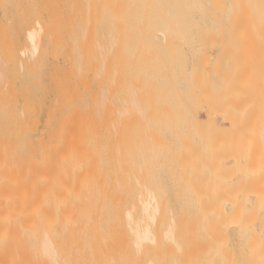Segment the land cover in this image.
Here are the masks:
<instances>
[{"label": "rangeland", "instance_id": "1", "mask_svg": "<svg viewBox=\"0 0 264 264\" xmlns=\"http://www.w3.org/2000/svg\"><path fill=\"white\" fill-rule=\"evenodd\" d=\"M16 1H18V3L16 2L17 4L15 3V5L18 7V8H16L17 10H15V9L10 10L9 9L11 11L12 17L16 18V21L17 20L19 21L22 18V15L24 13H28L29 12L28 10H31L30 13H28V22L27 23L29 24L30 22L33 21L31 24H29V26L27 23H25V25L23 26V23H24L23 20H20L21 22L19 21L21 24L20 23L18 24L17 23L18 21L16 22L17 25L15 24V28H14V39H15V44H16L18 51L20 49H23V46H22L23 44H21V42L24 38V33H22V32H23V30H25L24 28H26V26L30 29H33V26H35L34 24L37 25V23L40 22L41 20H42V23H44V22L47 23L48 21L50 22V23L48 22L47 25H46V23H44L45 29L47 30V32L45 31V33H43L44 35L42 34L44 36V38H42L43 36L41 37L42 39L40 38L39 44L41 46H40V48L38 47V50L34 54V56L32 54H30V49L27 50L28 57L31 56V57H29V69L30 70L28 71V77H27L28 78V85H29V88H28L29 103H31L29 105H30V109H32L31 112L33 111V113H35L36 115L39 112L42 113V118H41L39 125L37 127V132H36V134H32L33 137L31 139H32V142H33L35 148H38V149L43 148V150L45 148V151H46L45 155L49 154L48 156H50L53 154L56 157L55 154H57V151L59 150L58 153L62 152L61 153L62 156H65L63 154H66V156H65L66 161L67 160H69V161L67 164V162L64 161L65 158L62 157L63 158V160H62L60 158L61 154H59V156L57 154V156L59 157L60 160L56 158L55 161L58 162V161L62 160L61 163L60 162L58 163L59 165L54 161V159H53V162L55 164L53 162H51L54 165L53 164L50 165V163L48 162L47 159H49L51 161H52V159L47 158V156H45L44 159H42V160H40L39 158L36 157L35 159H32V161H30V163L29 162H20L17 164L14 163L12 165L13 166H15V164L18 165V166L14 167V168L18 167V168H16L18 171L19 167H21L20 165L22 164V168L19 170V172L22 171V169H25V170H23L22 174L21 173L19 174L22 177L20 176L21 178L17 181L19 183H20V180L25 181L27 186L24 182H21V183H24L22 185L23 186L25 185V187L28 189L27 191L25 189V191L30 192V194L28 193L29 197L34 195V197H35L34 199L37 201L38 200L40 201V203L37 206V203L39 201L37 202L34 200L32 202L33 198L32 199L30 198L31 204H33L34 207H39V205L43 206L45 204L44 206H46L49 203L50 209L48 208V206H46L45 211H44L45 215H47V219L44 217L45 219L43 218V220H44L43 222L45 223V222H48V220H49L51 223L50 222H49L50 224L45 223V226H46L45 229H44V223H43V226L42 225L41 226L45 230V233L47 232L48 235L45 234L46 236H48L47 238H49V235H50V238L52 239L50 242L53 244L52 246L54 247V250H56L55 247H56V245H58L57 246L58 250H56V251H58L57 253H59V254H56V253L55 254L59 255V256L62 255L59 258H61V259L63 258V260H61V261L58 260L59 263H61V264L62 263L63 264L64 263L65 264H67V263L68 264H146L149 258H151V260H153L152 262L156 261L154 264H179V263L180 264H185V263L189 264L190 262L193 263L194 260H195V263H197V264H205V263L208 264L209 262H210V264L212 262H213L212 264H214V261H219V263H220V261L224 257V255H222L224 253H221L223 249L220 248V246L222 247L223 244L218 245L219 250L221 249V252H220L219 250L217 251L218 247L216 248L217 245H215L214 243L213 244H214L215 250L213 249L212 245H211L212 248H210V246H207V245H209V243H212V242H209L210 239H207V238L205 239V235L208 232H210V234L213 233L212 231H207V230L212 229V227H213L212 225H214V224H211L212 227L210 226V228L209 227H208V229L206 228L208 226V221H206V220H208V218H207L208 211L207 210L217 211L220 207L221 208L222 207L223 208L230 207V205H231L230 197L239 191L246 192L247 194H252V193L257 192L256 194H259L261 197L264 198V0H101V1L97 0L96 3L94 2V3L90 4L89 7L87 6L85 0L84 1L83 0H77V1L76 0H70V1L69 0H61V1L60 0L59 1L58 0H42V3L45 5L44 6L42 4L43 7L41 5V0H39V1L34 0L35 2L33 0H29L30 3L27 2V0H23L22 3L20 2L21 0H16ZM31 1L33 2L34 5L31 3ZM19 3H21L23 5H20ZM25 4H27V5L30 4L33 8L32 7L30 8V5H29L28 8H30V9H27V11H26L24 9ZM98 4H99V7H98ZM19 6H21V8ZM22 6H23V8H22ZM48 6L49 7L51 6V7L49 8ZM54 6L57 8L55 9ZM83 7H85L86 9ZM19 8L21 10L23 9V11L18 10ZM42 8H43V10H42L43 13L41 12ZM67 8H69V10ZM47 9H48V11H47ZM24 10L26 12H24ZM36 10L37 11L39 10V11L36 12ZM91 10H92V12H91ZM15 11L17 13H15ZM86 11H88V12H86ZM99 11H100V13H99ZM89 12L92 14H90ZM18 13H20V14H18ZM21 13H23V14H21ZM72 13H73V15H72ZM87 13H88V16L90 14L89 18H88V16H86L87 18L85 17V15H87ZM93 13L95 15H93ZM39 15L41 17L40 21L38 20V19H40ZM43 15H44V17H42ZM91 15H93V17ZM97 15L101 16V17L98 18ZM75 16H77V17H75ZM84 17H85V19L89 20V25H91V26L88 25L86 33L84 35L87 40L84 38L83 39L84 41L80 42V44H79L80 46L78 45L77 51H74L72 44L69 41L72 40L73 35H75L76 33L79 34L78 31H79V29H81L80 28L81 24H84V22H85ZM17 18H19V19H17ZM91 18H92V20H91ZM46 19L47 20L49 19V20L47 21ZM37 20H38V22H36ZM90 20L92 21V24L94 23L93 25L91 24ZM102 21H105L106 24H105V22H103L104 23L103 24ZM77 25H80V27H77ZM19 27H20V29H19ZM70 27H71V29H70ZM91 27H93V28L91 29ZM36 28L34 27V29H36ZM55 28L57 29V31ZM72 28L76 29V30L73 31ZM69 30H70V32L67 33ZM72 33H75V34H72ZM90 33L92 36H90ZM70 34H72V35H70ZM86 34H88V35H86ZM17 35H18V37H15ZM93 35H94V37H93ZM108 35H110V36H108ZM52 36H53V40H52ZM104 36H106V38ZM89 37L92 40L93 39L94 40L93 41L91 39L88 40ZM107 37L108 38L111 37V40L115 41L114 45L112 47V52L110 53L109 60H108V61H110V62H108V64H109V67H111V75H114V76H111V75L105 76L103 74L101 75L99 72L97 73V71H95V70L98 69V68H96L98 65H95V64H98V63L93 64L94 61H96L95 58L93 57L95 55L93 52H95V53L97 52V49H96L97 43H99V42L102 43L105 39H106V41L109 40L110 38L108 39ZM112 37H114V38H112ZM47 38L49 39V42H47L48 41ZM46 39H47V41H46ZM42 40L45 42H43ZM53 41H55V43H53ZM88 41H90V42H88ZM46 42H47V44H46ZM81 43H83V44H81ZM85 44L87 46H84ZM83 46H84V49L82 48ZM44 47H45L46 51L44 50ZM89 47H90V49H89ZM29 48H30V46H29ZM60 49H61V51H60ZM72 50L74 52H72ZM43 51L45 53H43ZM74 53H76V55ZM90 53H93V54L91 55ZM71 54H74L75 58L78 54L81 55L80 56L81 60H79L80 61V67H79L80 70L78 69V71H77V69L73 68V66L75 67V65H73L72 63H74L75 59H74L73 55L71 56ZM84 54H86L87 57ZM36 55H37V57H35ZM89 55H90V57H93V59L90 58ZM68 57L70 58V60H68L69 59ZM66 58H67V60H66ZM72 60H73V62H71ZM32 61H33V63L31 66ZM67 61H68V64H66ZM34 62H37V63H34ZM34 64H35V68L33 67ZM68 66L70 68L72 66L73 69L71 68L72 70H70V68ZM87 66H88V68H87ZM91 66H93V67L91 68ZM31 68L35 69V71L34 70L31 71L32 70ZM75 70L77 71V74H75L76 73ZM114 70H116L115 71L116 73L112 72ZM120 72H121V74H120ZM41 74H43V75H41ZM97 74H98V76H97ZM109 74H110V72H109ZM95 76H96V78H95ZM107 77H111V80H112V78L114 79V77H115L114 80L117 81V85H115L116 81H114L115 83L112 86H110V88H109L110 90H109V93L107 96H109L108 99H110L109 100L110 103L109 102H107V103H109V105L112 107V104L114 103L115 100H117V98L121 97V98L127 99L130 96V94L133 92L137 96L138 100L140 98V100H139L140 102H138V103H139V106H141L140 110H142L141 113L144 114L146 121H145V118L142 117V115L137 117L136 113L132 112V113H129L128 116L126 115V118L124 117L125 121L123 120L124 122H122L123 124H121V127L116 128V130H114L115 128L114 129L110 128V124L112 126V117H111L112 115H111V112L109 111L110 109H108V106H106V105H103L104 107L101 106V108L103 110L101 108L98 109L97 108L98 105L96 103V102H99L98 98H97L98 94L100 96L101 90L104 88V86L105 87L107 86V84H105V83H108L107 80L109 81V78L107 79ZM94 78L96 80H94ZM31 80L32 81L34 80L35 82L37 81V83L34 85L33 82L30 83ZM79 80H81V82ZM99 80H101V81H99ZM37 86L39 87L40 90L38 89ZM114 86H117L116 87L117 90H116V88H114ZM97 92H98V94H97ZM95 97H96V99H95ZM75 100H77L78 102L80 101L79 102L80 104L74 105V103L75 104L77 103V101L75 102ZM91 100H92V102H91ZM92 103H95L96 106H93L95 104H92ZM100 103H101V101H100ZM100 103H99V105H100ZM84 107H86V108H84ZM79 108L83 109V110L79 111L80 110ZM100 109L102 110L101 114H99L95 111V110L100 111ZM76 111H78V112H76ZM94 111L97 114L95 113V115H94ZM78 113H79V115L80 114H82V115L79 116ZM51 114H52V116H51ZM83 114H84V116H83ZM130 114L135 115L136 117L131 116ZM100 115H101V117H98ZM104 116H106V118ZM61 117H62V120H61L62 125H58L57 121H59V119H61ZM133 117H135V118H133ZM100 118H101V121H100ZM103 118H105V119H103ZM68 119L70 122H68ZM139 119H140L141 123H139L140 121L138 122ZM74 120H76V121H74ZM98 121H100V122H98ZM77 122H81L82 124L77 123ZM95 122L96 123L98 122V124H96ZM106 122H107V125L105 124ZM142 123H143V125H142ZM131 124H133L134 126H132ZM81 125H82V127L83 126L84 127L82 128ZM90 125H91V127H90ZM102 125H103V127H102ZM56 126L58 128H56ZM124 126H125V128H124ZM59 127H60V130H59ZM72 127L75 129H73ZM67 128H68V130H66ZM69 128H71V130ZM138 128L142 129V130H139ZM113 130H114V133H113ZM123 130H125L124 134H123ZM143 130H145V133ZM66 131H69V132H66ZM72 131H74V132H72ZM110 131H111V133H110ZM97 132H99V133H97ZM76 133H78V134H76ZM112 133H113V135H112ZM115 133H116V136H115ZM49 134H51V135H49ZM86 134H88V135H86ZM140 134H143V135H140ZM145 134H146V136H145ZM147 135H149L150 138ZM75 136H77V137L75 138ZM93 136L98 139L99 143L96 142V139L93 138ZM112 136H113V138H112ZM78 137H80V139ZM116 137H117V139H116ZM39 138H40V140H39L40 143H39V141L36 140ZM62 138L67 143L62 141ZM87 139H89V141H91V142H89ZM91 139H93V140H91ZM85 140H86V142L88 141L87 144H84V143H86V142H83ZM120 140H122V141H120ZM124 140H126V141L123 142ZM112 141L115 143H113ZM44 142H46V144ZM92 142L93 143L96 142L95 143L96 148H93ZM139 142H140V146L143 145L144 147L140 148ZM147 142H150L151 144L153 143L152 144L153 147L154 148L156 147V148L154 149L152 147V145L147 143ZM71 143H72V145H71ZM103 143L105 146L103 145ZM120 143L122 145H120ZM144 143H145V145H144ZM42 144H45V145L43 146ZM80 144H81V146H80ZM82 144L84 146H82ZM88 144L91 146H89ZM95 144H93V145H95ZM115 144H116V146H114ZM127 144L129 147L127 146ZM75 145H76V148H75ZM51 146H53V147H51ZM108 146H110V147H108ZM149 146H150L151 150L154 153H156V156L154 155L153 152H151ZM54 147H55V149H54ZM69 147H70V149H69ZM112 147L114 150L112 149ZM114 147H117L116 148L117 152H116V149ZM66 148H67V150H66ZM102 148H103V151H102ZM118 148H120L121 151ZM51 149H53V150H51ZM110 149H112V150H110ZM147 149L150 151V153ZM71 150H73V152L74 151L75 152L72 153ZM122 150L123 151L125 150V152H123ZM155 150L157 152H155ZM51 151H55L56 153L54 154V152H52L50 154ZM65 151H67L68 153ZM98 151H100L99 152L100 154L98 153ZM114 151L116 152V156H112V155H115ZM127 151H128V153H127ZM138 151H140V152H138ZM141 151H143V152H141ZM101 153H103V155ZM141 153H143V155H145V156H142ZM147 153H149L148 154L149 156L147 155ZM151 153H153V154H151ZM168 153H169V155H168ZM86 154H87V156H86ZM90 154H92L93 156ZM130 154H132V155H130ZM109 155H110V159H109ZM125 155H128V156L125 157ZM140 155L142 156L143 161L141 160V157H139ZM54 156H52V157L54 158ZM75 156L78 157L77 158L78 160L76 159ZM121 156H124V157H121ZM130 156H133V157H130ZM157 156L160 159L157 158ZM168 156H170V157H168ZM67 157H70V158H67ZM72 157H73V159H72ZM87 157H88V159H87ZM114 157H115V160H114ZM145 157H146V159H143ZM148 157L150 158V160ZM104 158H106V159H104ZM116 158H117V160H116ZM120 158H121V160H120ZM122 158L124 159V161L126 159H128V162H130V160H131L130 164L127 162V160L124 162ZM165 158L167 161H165ZM84 159H86V160H84ZM94 160H96L98 162L97 165H96V161H94ZM113 160H114V162H113ZM151 160L153 161V163L151 162ZM63 161L65 162L66 166L65 165L62 166V164H64ZM74 161H76V162H74ZM107 161H108V163H107ZM117 161H118L119 165L117 164ZM137 161H139L140 163ZM141 161L143 164L141 163ZM133 162L136 163L137 166ZM154 162L157 164H155ZM71 163H72V165H71ZM75 163H77V164H75ZM88 163H89V165H88ZM131 163H132V165H131ZM35 164H36V166H35ZM60 164H61V166H60ZM109 164H111V165L109 166ZM138 164L139 165L141 164L142 166L141 165L138 166ZM152 164H154V165H152ZM165 164H166V166H165ZM170 164L172 166H170ZM32 165H34V166H32ZM52 165H53V167L51 168ZM68 165H70L71 168L68 167ZM116 165H117V167H116ZM120 165H121V167H120ZM160 165H161V167H160ZM82 166H86L89 168L92 167V168H94L95 171L96 170H98V171L95 172L94 170H91L89 168H86L87 170H85V168L83 169ZM122 166H124V168H122ZM129 166H131V167H129ZM31 167H34V168L37 167L35 169L37 172L35 171V173L39 174V172L42 171L41 172L42 175L39 174L40 180L38 179V175H37L38 181L37 180L35 181V179L33 178L34 179L33 183H35L34 185H36V187H34L33 183L31 182L32 179H30L31 176L33 175V174L29 175ZM47 167H48V169H47ZM55 167H56V169H54ZM96 167L98 169H96ZM169 167L172 169H169ZM44 168H46V169H44ZM113 168L114 169L116 168L115 169L116 171ZM125 168H126V170H124ZM49 169H51L50 171L53 170L52 174H51V172H49ZM60 169L61 170L63 169L65 171L62 170V172H61ZM127 169H128V172H127ZM139 169H141L140 170L141 172L139 171ZM32 170H34V169L32 168ZM45 170H47V171L45 172ZM66 170H67V172H66ZM78 170L79 171L81 170L80 172L82 175H83V173H85V175H83L84 177L80 174V172ZM90 170H91V173H90ZM109 170H110V172H109ZM129 170L133 171L132 172L133 175L129 172ZM17 171L16 172H15V170L12 171V174L18 175L19 172H17ZM77 171L79 172L80 175L78 173H75ZM114 171L116 173H114ZM117 171H119V172H117ZM10 172H8V174H10ZM14 172L16 174H14ZM58 172H60L62 175H59L60 173L57 175ZM142 172H144V173L146 172L145 173L146 175H144ZM63 173H65V174L63 175ZM70 173H72V175ZM93 173H94V175L96 173L98 176L95 175L96 177H94ZM154 173L155 174L157 173L159 176L157 174L155 175ZM12 174H10L11 177H12ZM102 174H104L103 175L104 178L102 177ZM116 174L118 176H116ZM151 174H153V175H151ZM19 175H18V177H19ZM66 175H68L69 179L66 177ZM128 175L131 177H129ZM23 176L30 177L27 179L28 182H26L27 180ZM44 176L46 177V179H45L46 185H44V183H45L44 182V178H45ZM78 176H81V179H79V180L82 181V183H83L82 185H80L81 182L77 181L78 179H76ZM123 176H125V178ZM146 176H148V179L146 178ZM32 177H35V176L33 175ZM71 177H75V178L71 179ZM82 177H83V179H82ZM85 177H88V181H85L87 179ZM93 177L95 178V180H97V182L98 181H100V182H98L96 184V181H94ZM109 177L112 179H110ZM41 178H42V180H41ZM84 178H85V180H84ZM131 178L133 179V181L130 180ZM60 179H62V180H60ZM75 179H76V181H75ZM125 179L127 182L125 181ZM128 179L130 180V183L131 182L135 183V184L134 183L132 184L133 187L130 184H126V183H129ZM156 179H158V180H156ZM29 180H30L31 184L29 183ZM52 180H53V182H52ZM63 180H66L67 182L65 181V183H64ZM145 180H146V182H145ZM59 181L62 184L58 183ZM115 181H117V182H115ZM40 182L42 183V186H39V184L41 185ZM109 182H111L112 184L111 183L109 184ZM147 182L148 183L153 182V184H151V183L148 184ZM37 183H38V185H37ZM84 183H86V184H84ZM88 183L91 186L87 185ZM146 183L148 185H146ZM156 183H157V185H156ZM95 184L97 186H95ZM105 184H107V185H105ZM123 184H126V185H124L125 186L124 190H123V188L121 189ZM31 185H33V186H31ZM53 185H56V186H54V188H52ZM58 185H60V186H58ZM92 185H93V187H92ZM28 186H31V187L29 188ZM63 186H65V187H63ZM109 186H111L110 190H109ZM144 186H145V188H148L149 190H152L155 193L160 192L162 194L161 197L163 199V202H162L163 205H161V206H162L164 213H168V211H171V212L173 211L172 215L173 216L175 215V217H173V218L178 223V225L176 224L177 225L176 237H177L178 244L181 247V250L179 252L175 251V249H172V247H169V246H166V248H164V250H163V248L160 247L161 250L159 249V251H158L157 249H158V246L160 245L159 244L157 246V249L156 248L151 249V247H150V251L147 253V255L149 253H151V254H149L150 256L148 255L149 258H148V256L144 255L146 253L140 254L141 257L139 255H138L139 257L137 255H134L135 257L137 256L136 257L137 259L133 258L134 257L133 255H130V254H132L134 249L132 248L133 249L132 250L131 246H130L131 240L128 236L129 235L128 228H127L126 224H122L121 219H123V216H124L123 212L125 214V212L127 210H130L132 207H134V204L135 205L138 204L137 200H136L137 199L136 195H138V193H140V191L144 190V188H143ZM59 187H61V190L56 189ZM84 187H86L87 189ZM31 188L32 189L34 188L33 190L35 192ZM44 188H45V191L47 193H44L45 191L44 192L42 191V190H44ZM76 188H78V189H76ZM117 188L119 189V191ZM165 188H166V190H165ZM50 189L53 192H49ZM53 189H55V190H53ZM62 189L64 191L66 190L65 191L66 193ZM105 189L107 191H105ZM130 189L132 192L131 196L129 195V192H128V190L130 191ZM76 190H77V192H76ZM78 190H79V192H78ZM81 190H83L85 192L88 190L86 193L87 195L80 192ZM164 190L167 192H165ZM122 191L124 192V194H126L125 196L122 195L123 194ZM40 192H43V193H41V195L37 196V194H40ZM107 192H108V194H107ZM57 193H59L61 196H59V194H57ZM102 193H103V195H102ZM35 194H36V196H35ZM43 194L46 196H44ZM51 194L53 196L55 194H57V195H55L53 197V196H51ZM70 194L72 197L70 196ZM78 194H81V195L79 196ZM83 194H84V196L86 195V198H83L84 197ZM90 194H91V197H89ZM65 195H67V196H65ZM99 195H100V198L98 197ZM107 195L111 198L112 201L110 200V198ZM252 195H254V194H252ZM42 196H44L45 199L47 197H50V196L51 197L44 200V197L42 199ZM57 196L59 197V199L62 198L63 200L61 199V201H60ZM52 197H53L54 201H53ZM105 197L107 198V200ZM69 198H71V199L69 200ZM92 198L93 199L96 198V199H94L95 201ZM251 198H253V196ZM251 198L249 199V197H248L246 199L247 200L246 204L251 201ZM85 199H87V201ZM89 199H92V200H89ZM132 199H135L136 202H135V200H133V202H135V203H133ZM68 200H69V202H68ZM73 200H75V202ZM96 200H97V202H96ZM86 202H87V204L92 203L91 206L94 204L95 207L92 206V208H90L91 206L86 205L85 204ZM35 203H36V206L34 205ZM106 203H107V205H106ZM61 204H62V206H61ZM66 204H67V206H66ZM78 204H79V206H78ZM64 205L66 207H64ZM69 205L70 206L72 205L73 208H69ZM118 205H120V206H118ZM128 205H129V208H128ZM86 206L87 207L90 206L89 209H91V211H88ZM96 206H97V210H96ZM67 207L69 210L67 209ZM84 207L87 209V210L85 209V212H84V209H82ZM104 207H105V209H104ZM122 207L124 209H122ZM47 208L49 210H47ZM64 208L66 211L64 210ZM117 208H118V210H117ZM59 209H63V210L60 211ZM46 210H47V212H46ZM58 210L60 211V213L58 212ZM92 210H93V213H92ZM204 210H205V214H204ZM48 211H49V213H48ZM68 211H70V212H68ZM51 212H53V213H51ZM57 212L61 215V217L57 218V216L59 215ZM67 212H68L69 217L66 215ZM71 212H72V217H70ZM87 212L90 214L89 216H86V215H88ZM105 212H106V214H105ZM113 212H114V214H113ZM179 212H182L183 215ZM56 213H57V215H56ZM79 213H80V215H79ZM75 214H77L79 216V218H78V216L76 217ZM81 214H84V216L83 215L81 216ZM91 215L95 216V217H92ZM100 215H101L102 219H101ZM106 215H109V216H106ZM119 215L120 216L122 215L120 221H118L120 218ZM62 216H63V218H62ZM180 216H182V218ZM196 216H198V217L196 218ZM112 217H113V219H112ZM53 218L56 220H54ZM61 218H62V220H61ZM69 218H72V219L69 220ZM73 218H75L77 220L75 221V219H73ZM83 218H85V219H83ZM87 218H88V220H87ZM116 218H117V220H116ZM176 218H177V220H176ZM194 218H196V219H194ZM204 218H205V221L207 222L206 223L207 226H206V224H204V222H202V221H204L203 220ZM58 219L60 220L59 221L60 224L58 225V227H56V224L59 223V222L57 223ZM63 219L65 220V222ZM199 219H200V221H199ZM45 220H47V221H45ZM81 220L82 221L84 220V221L81 222ZM93 220H94V222H93ZM85 221H86V224H85ZM89 222H91L92 224H89ZM195 222L199 223V224H196ZM76 223H78V228L76 227L77 226ZM93 223H94V225H93ZM103 223H104V225H103ZM200 223H203V224L200 225ZM63 224L68 226V228L66 226H64ZM98 224L100 226H102V225L103 226L99 227ZM52 225H54V227H52ZM79 225H81V226H79ZM92 225H93V227H92ZM105 225H106V227H105ZM120 225H121V229H119ZM202 225H203V227H205L206 230H204ZM29 226H30V229H29ZM41 226L39 225V227H41ZM47 226L49 229L47 228ZM69 226H70V228H69ZM72 226L73 227L75 226V228H73ZM95 226H96V228L97 227L98 228L96 229ZM193 227H195V228H193ZM232 227L233 226H230L231 232H233ZM242 227H244V226H242ZM28 229H29L28 232L29 231L30 232H29L27 237L29 238L30 245H31V246L30 245L29 246L31 249L34 246V245L32 246L31 243L34 244V242H35V238H33L32 236H34V234H35V236L37 234H39L38 230L42 231V228L39 229L37 224L36 225L29 224ZM50 229L56 230L54 232L55 234L52 233L53 230H52V232H49V231H51ZM68 229H70V230H68ZM71 229H73V231ZM122 229H124L125 232ZM199 229H200V231H198ZM215 229H217L216 230V232H217L220 228L217 225H215L213 231ZM97 230H98L99 234H102L103 237L101 235H98ZM110 230L112 233L110 232ZM242 230H244V229L242 228ZM33 231H36V232L33 233ZM41 231H40V233H41ZM43 231H42V233H43ZM66 231H68V232L70 231V233H68L70 236L68 234H66ZM86 231H87V234H86ZM118 231H120V232H118ZM202 232H205L206 234L205 233L202 234ZM218 232L216 233L217 235L216 234L214 235L215 238L219 237L218 242L221 243L222 240L226 239L223 242H225L224 245H225L227 250L229 249L228 250L229 252H230L231 248L233 247V249L231 251V252H233V254L230 253L232 256L228 253V255H229V257H231L232 261H233V259H235L234 260L235 262L233 261V263L234 264H247V262L249 261L248 264H250V261H251L250 260V257H251V253H250L251 252V249H250L251 245L250 244L251 243H249V245H250L249 248L247 246H244L245 241L247 240L246 238H249L251 236V235H248V229L246 228V226H245L244 233L243 234L239 233V234L243 235V237H241L239 235V239H236V236L234 237V235H236L235 232L233 233V236H231L232 234L230 235L229 232H226V231L223 232L224 234L227 233V235H228L227 237H224L225 235H223L222 232H220L221 234H219ZM105 233H107L108 235L107 234L105 235ZM119 233H121L123 235H121ZM125 233H126V235H125ZM109 234L111 237L109 236ZM111 234H114V236H112ZM213 234L211 236H213ZM118 235L119 236L121 235V238H119ZM193 235L195 238L197 236L198 237L200 236L201 238L197 237V239H199V241L196 242L195 240H197V239H195L193 237ZM52 236H53V238H52ZM58 236H60L61 238ZM96 236H98V237H96ZM125 236H126V238H125ZM211 236L208 238H211ZM84 237H86V238H84ZM99 237H100V239H99ZM104 237H105V239H104ZM202 237H203V239H202ZM221 237L222 238L224 237V239L221 240ZM228 237L232 238L233 240L229 239ZM32 238H33V240H32ZM50 238H49V240H50ZM71 238L73 239L74 242H72ZM215 238L212 237L211 239L215 240ZM250 238H252V236ZM56 239L60 242L57 243L58 241ZM68 239H70V240H68ZM81 239H83L84 241L83 240L81 241ZM113 239L115 240V242L113 241ZM53 240H55V241H53ZM75 240L77 241V243ZM110 240H111V242L113 241L112 244H111V242H109V244H108L107 241H110ZM122 240L125 242H123ZM250 240H252V239H250ZM101 241H103V242H101ZM194 241L196 243H199V245L193 244V243H195ZM204 241L207 243L206 247H203V244H205ZM234 241L235 242L238 241V242L235 243ZM104 242L107 243L106 246H105ZM128 242L130 245L128 244ZM202 242H204V243L200 244ZM230 242L234 243V244L232 243L233 244L232 247H231V245H229V244H231ZM54 243H55V246H54ZM64 244H66V245H64ZM74 244H75V246H74ZM82 244H83V246H82ZM101 244L104 247L101 246ZM238 244H240V245H238ZM62 245L65 246L66 248L65 247L63 248ZM107 245H110V246H107ZM193 245H195V246H193ZM60 246L62 248H60ZM68 246H69V248H68ZM124 246H125V248H127L129 246L130 249L127 248V250L125 251ZM234 246H237V247H234ZM71 247H72V249H71ZM82 247H84L88 251H85L84 248H82ZM202 247L206 248L205 251H207V252H205ZM225 247L223 246L224 249H225ZM239 247L243 248V251H241L242 250L241 249L240 250L241 252H239L237 249ZM33 248H32V250H33ZM81 248H82V250H81ZM169 248L172 249L174 253H171L172 251H170ZM207 248H208V250H207ZM235 248L237 249V251L235 250ZM59 249L61 251L63 250L62 252L64 254L60 253L61 251ZM209 249H212V251H214V252L216 251V253H215L216 255L214 256L215 257L214 260H213L214 253L210 252L213 254L212 255L209 254ZM66 250H67V253L65 252ZM83 250H84V252H83ZM152 250H154V251H152ZM195 250H196V252H195ZM225 250H223V251H225ZM81 251H82V254L84 253L83 256H85L86 258L82 257V254L80 253ZM89 251H90V253H89ZM85 252L87 255H85ZM94 252H96V254ZM156 252H157V254H156ZM165 252H166V254H169V255L164 254ZM185 252L187 255H185ZM197 252H199V254ZM202 252H203L204 256L200 257V256H202V254H201ZM218 252L221 253V255L223 256V257L220 256L221 259L217 258V257H219ZM236 252H238V253H236ZM34 253L35 252L32 251V254H34ZM70 253H71V255H70ZM235 253L238 254L239 257H237L238 255H235ZM240 253H242L243 257L248 255L249 259H247V256H246V258L244 257L242 260ZM244 253L246 255H244ZM105 254H106V256H105ZM133 254H135V253L133 252ZM174 254L175 255L178 254V255L175 256ZM193 254H194V257L192 258ZM249 254H250V256H249ZM29 255L30 256L27 259L31 258V259L35 260L33 263V260L31 261V259H30L31 262L30 261L29 262L31 264L32 263L35 264V262L37 261L36 254L34 255L35 259L33 258L34 256L31 257L32 255L31 254H29ZM64 255H65V257H64ZM72 255H73V258L66 260V259H68V257H72ZM100 255H102L104 258H101L102 256H100ZM107 255H109L108 256L109 259H108ZM75 256H77V257L74 259ZM190 256H191V259H190L191 261L188 260ZM209 256H210V258H209ZM94 257H96V258H94ZM176 257H178V259H176ZM204 257L207 259V261H205ZM203 258H204L203 261H205V262L202 261ZM211 258H212V260H211ZM44 259H42V260H44ZM199 259H201V260H199ZM228 259H230V258H228ZM18 260L20 261V259L17 258L18 264L19 263L25 264L24 257H21V261L23 260V263L19 262ZM38 260H39L38 261V263H39L40 259L38 258ZM42 260H41V263H39V264H44V263L48 264L45 262V260L44 261H42ZM80 260H81V262H80ZM186 260H188V261L186 262ZM208 260H211V261H208ZM46 261H48V260L46 259ZM172 261H175V262H172ZM176 261H177V263H176ZM232 261L230 260L231 264H232ZM27 262H28V260H26V263ZM70 262H72V263H70ZM192 263H190V264H192ZM195 263H193V264H195ZM49 264H50V262H49ZM223 264H229V262H226Z\"/></svg>", "mask_w": 264, "mask_h": 264}, {"label": "bare ground", "instance_id": "2", "mask_svg": "<svg viewBox=\"0 0 264 264\" xmlns=\"http://www.w3.org/2000/svg\"><path fill=\"white\" fill-rule=\"evenodd\" d=\"M22 1L23 0H21L20 2L22 3ZM34 1V0H33ZM39 1V0H38ZM59 1V0H58ZM61 1V0H60ZM70 1V0H69ZM77 1V0H76ZM84 1V0H83ZM101 1V0H100ZM18 3V1H16V0H0V264H18V262H17V258H19L20 259V261L19 262H22L23 263V260L21 261V257H24V262H25V264H31L30 262L33 260V259H31V261H30V259H27L30 255L29 254H31L32 256L31 257H33L35 254H36V258H37V261L35 262V264L37 263V264H39V263H41V260L42 259H44L45 260V262L46 263H48L49 264V262H50V264H61V263H59V261L58 260H63V258L61 259V258H59V257H61L62 255H56V254H59V253H57L58 251H56V250H58V248H57V246L58 245H56V250H54V247L52 246L53 244L50 242L52 239L50 238V235H49V238H50V240H49V238H47L48 236H46L45 234H47V232L45 233V228H46V226H45V223H49L50 221L48 220V222H43L44 220H43V218L45 217L46 219H47V215H45V208H46V206H48V208L50 209V207H49V203L46 205V206H40L39 205V207H34L33 206V204H31V200H30V198L32 199V202L35 200L34 198V195H32V196H30L29 197V195H28V193L30 194V192L28 191V192H26L28 189L25 187V185L23 186L22 184H24L25 183V181H21L20 180V183L21 182H24V183H19L17 180H19L22 176L21 175H19L20 173L22 174V172H23V170H25V169H22V171H20L19 172V170L22 168V164L20 165L21 167H19V169H18V171H17V169L16 168H18V167H16V168H14L15 166H18V165H16L17 163H20V162H29L30 163V161H32V159H35L36 157L37 158H39L40 160H42V159H44V157L45 156H47V158H50V159H52V161L51 160H49V159H47L48 160V162L50 163V165L51 164H53L54 162H53V159H54V161L56 160V158L57 159H59V154H61L60 152L58 153V151H57V154H58V156H57V154H55L56 152L55 151H51L50 152V154L52 153V152H54V154L56 155V157L52 154V155H50L51 157L52 156H54V158L52 157H50V156H48V155H45V153H46V151H45V148H44V150H43V148L42 149H38V148H35V146H34V144H33V142H32V134H36V132H37V127H38V125H39V122H40V120H41V118H42V113L41 112H39L37 115L35 114V113H33V111L31 112V110L32 109H30V105L29 104H31V103H29V96H28V88H29V85H28V71L30 70L29 69V57H31V56H29L28 57V54H27V50L28 49H30V54H32L33 56H34V54L37 52V50H38V47L40 48V38L44 35L43 33H45V31L47 32V30L45 29V24L44 23H46V22H44V23H42V20H41V17H40V15H39V17H40V19H38L40 22H38V20L36 21V22H38L37 23V25L36 24H34L35 26H33V29H30V28H28L27 26H26V28H24L25 30H23V32L22 33H24V38H23V40H22V42H21V44H23L22 46H23V49H20L19 51L17 50V47H16V44H15V39H14V28H15V24H16V22L18 21H16V18H13L12 17V14H11V9H15V10H17L16 8H18L16 5H15V3ZM26 2V1H25ZM27 2H29V0H27ZM35 2V1H34ZM53 2V1H52ZM79 2V1H78ZM85 2H86V4H87V6L89 7L90 6V4H92V3H96L97 2V0H85ZM16 3V4H17ZM21 3H19L20 5H23V4H21ZM30 3V2H29ZM31 3L33 4V2L31 1ZM40 3V2H39ZM47 3V2H46ZM49 3V2H48ZM55 3V2H54ZM57 3V2H56ZM60 3V2H59ZM68 3V2H67ZM71 3V2H70ZM69 3V4H70ZM81 3V2H80ZM84 3V2H83ZM18 4V5H19ZM43 3H42V0H41V5H42ZM77 4V3H76ZM100 4V3H99ZM99 4H98V7H99ZM27 4H25L24 5V9L27 11V9H30L32 6L30 5V4H28L27 6H26ZM29 5H30V8H28L29 7ZM34 5V4H33ZM44 5V4H43ZM43 5H42V7H43ZM66 5V4H65ZM73 5V4H72ZM85 5V4H84ZM15 6V7H14ZM45 6V5H44ZM70 6V5H69ZM83 6V5H82ZM20 8H21V6H19ZM26 7V8H25ZM35 7V6H34ZM39 7V6H38ZM49 7V6H48ZM51 7V6H50ZM49 7V8H50ZM55 7V6H54ZM71 7V6H70ZM75 7V6H74ZM92 7V6H91ZM18 9V10H20V11H23V9L21 10V9ZM22 8H23V6H22ZM33 8V7H32ZM41 8V7H40ZM48 8V9H49ZM57 7H55V9H56ZM61 8V7H60ZM76 8V7H75ZM83 8H85V7H83ZM10 9V10H9ZM35 9V8H34ZM33 9V10H34ZM45 9V8H44ZM48 9H47V11H48ZM62 9V8H61ZM68 10H69V8H67ZM86 9V8H85ZM24 10V12H26ZM42 10H43V8L41 9V12H42ZM75 10V9H74ZM99 10V9H98ZM29 12L28 13H30V11L31 10H28ZM35 11V10H34ZM39 11V10H38ZM37 10H36V12H38ZM72 11V10H71ZM96 11V10H95ZM103 11V10H102ZM19 12V11H18ZM23 12V13H24ZM58 12V11H57ZM70 12V11H69ZM68 12V13H69ZM74 12V11H73ZM78 12V11H77ZM83 12V11H82ZM86 12H88V11H86ZM91 12H92V10H91ZM15 13H17L16 11H15ZM14 13V14H15ZM23 13H21V14H23ZM28 13H24L23 15H22V18L20 19V20H23V26L25 25V23H27L28 22ZM43 13V12H42ZM46 13V12H45ZM56 13V12H55ZM90 13V12H89ZM98 13V12H97ZM99 13H100V11H99ZM18 14H20V13H18ZM37 14V13H36ZM39 14V13H38ZM84 14V13H83ZM86 14V13H85ZM90 14H92V13H90ZM90 14H89V16H90ZM16 15V14H15ZM14 15V16H15ZM35 15V14H34ZM42 15V14H41ZM60 15V14H59ZM72 15H73V13H72ZM93 15H95L94 13H93ZM93 15H91L92 17H93ZM17 16V15H16ZM20 16V15H19ZM62 16V15H61ZM70 16V15H69ZM80 16V15H79ZM86 16H88V13H87V15H85V17ZM89 16H88V18H89ZM98 16V15H97ZM42 17H44V15L42 16ZM75 17H77V16H75ZM85 17H84V19H85ZM99 17H101V16H98V18ZM50 18V17H49ZM72 18V17H71ZM80 18V17H79ZM83 18V17H82ZM87 18V17H86ZM17 19H19V18H17ZM45 19V18H44ZM65 19V18H64ZM95 19V18H94ZM19 20V21H20ZM47 20V19H46ZM49 20V19H48ZM47 20V21H48ZM61 20V19H60ZM91 20H92V18H91ZM90 20V21H91ZM107 20V19H106ZM17 22L18 24L21 22ZM51 21V20H50ZM67 21V20H66ZM73 21V20H72ZM33 22V21H32ZM32 22H30L29 24H31ZM35 22V21H34ZM49 22V21H48ZM47 22V23H48ZM60 22V21H59ZM62 22V21H61ZM70 22V21H69ZM84 22V21H83ZM99 22V21H98ZM103 22H105V21H102V23ZM47 23H46V25H47ZM50 23V22H49ZM52 23V22H51ZM80 23V22H79ZM82 23V22H81ZM101 23V24H102ZM21 24V23H20ZM28 24V23H27ZM26 24V25H27ZM29 24H28V26H29ZM56 24V23H55ZM91 24H92V21H91ZM94 24V23H93ZM92 24V25H93ZM99 24V23H98ZM104 24V23H103ZM105 24H106V22H105ZM17 25V24H16ZM61 25V24H60ZM76 25V24H75ZM88 25H89V20L88 19H85V22H84V24H81V27H80V25H77V27H80L81 29H79V31H78V33L79 34H75V33H72V34H75V35H73V37H72V40L71 41H69L71 44H72V47H73V50L74 51H77V48H78V45L80 44V42L81 41H84L83 39L85 38V33H86V30H87V27H88ZM97 25V24H96ZM38 26V27H37ZM89 26H91V25H89ZM34 27L36 28V29H34ZM64 27V26H63ZM62 27V28H63ZM69 28V27H68ZM93 27H91V29H92ZM96 28V27H95ZM94 28V29H95ZM19 29H20V27H19ZM56 29V28H55ZM70 29H71V27H70ZM73 29V28H72ZM93 29V30H94ZM49 30V29H48ZM62 30V29H61ZM74 30H76V29H73V31ZM19 31V30H18ZM53 31V30H52ZM56 31H57V29H56ZM70 32V30L67 32V33H69ZM93 32V31H92ZM53 33V32H52ZM55 33V32H54ZM107 33V32H106ZM43 34V35H42ZM56 34V33H55ZM61 34V33H60ZM72 34H70V35H72ZM108 34V33H107ZM46 35V34H45ZM66 35V34H65ZM69 35V34H68ZM86 35H88V34H86ZM54 36V35H53ZM53 36H52V40H53ZM90 36H92L91 35V33H90ZM107 36V35H106ZM106 36H104L105 38H106ZM108 36H110V35H108ZM15 37H18V35L17 36H15ZM93 37H94V35H93ZM42 38H44V36L42 37ZM41 38V39H42ZM108 38V37H107ZM110 38V39H109ZM108 39L109 40H107L106 41V39L101 43V42H99V43H97V46H96V49H97V52L95 53V52H93L95 55L93 56L94 58H95V60L97 61H94V63L93 64H95V63H98V64H95V65H98L96 68H98V69H96L95 71H97V73L99 72L101 75L103 74V75H108V76H110L111 75V67H109V64H108V62H110V61H108L109 60V55H110V53L112 52V47H113V45H114V42L115 41H113V40H111V37H109ZM112 38H114V37H112ZM48 39V38H47ZM47 39H46V41H47ZM65 39V38H64ZM86 39V38H85ZM91 38L89 37L88 38V40H90ZM66 40V39H65ZM87 40V39H86ZM92 40V39H91ZM94 40V39H93ZM92 40V41H93ZM43 41V40H42ZM43 42H45V41H43ZM47 42H49V39H48V41ZM47 42H46V44H47ZM88 42H90V41H88ZM53 43H55V41H53ZM52 43V44H53ZM86 43V42H85ZM43 44V43H42ZM81 44H83V43H81ZM39 45V46H38ZM118 45V44H117ZM21 46V45H20ZM29 46H30V48H29ZM80 46V45H79ZM84 46H87L86 44L84 45ZM84 46L82 47L83 49H84ZM80 48V47H79ZM94 48V47H93ZM42 49V48H41ZM72 49V48H71ZM70 49V50H71ZM89 49H90V47H89ZM43 50V49H42ZM44 50H45V47H44ZM72 50V52H74ZM80 50V49H79ZM92 50V49H91ZM46 51V50H45ZM60 51H61V49H60ZM84 51V50H83ZM87 51V50H86ZM90 51V50H89ZM94 51V50H93ZM79 52V51H78ZM19 53V54H18ZM43 53H45L44 51H43ZM52 53V52H51ZM93 53H90L91 55L93 54ZM58 54V53H57ZM75 55H76V53H74ZM74 54H71V56L73 55V57H74ZM87 54V53H86ZM86 54H84V55H86ZM48 55V54H47ZM32 56V57H33ZM81 55H77L76 56V58L74 57V63H72L73 65H75V67L73 66V68H75V69H77V71H78V69H79V67H80V61L79 60H81V57H80ZM35 57H37V55L35 56ZM34 57V58H35ZM86 57H87V55H86ZM89 57H90V55H89ZM93 57H90V58H92L93 59ZM69 58V57H68ZM72 59V58H71ZM66 60H67V58H66ZM68 60H70V58L68 59ZM83 60V59H82ZM91 60V59H90ZM70 62V61H69ZM71 62H73V60L71 61ZM91 62V61H90ZM32 63H33V61L31 62V66H32ZM34 63H37V62H34ZM84 63V62H83ZM92 63V62H91ZM66 64H68V61H67V63ZM82 64V63H81ZM89 64V63H88ZM94 65V66H95ZM72 66H71V68H72ZM112 66V65H111ZM34 68H35V64H34V66H33ZM69 67V66H68ZM93 66H91V68H92ZM70 68V67H69ZM70 68V70H72ZM87 68H88V66H87ZM32 70L31 71H35V69H33V68H31ZM82 69V68H81ZM80 70V69H79ZM93 70V69H92ZM76 71V70H75ZM77 71H76V73L75 74H77ZM116 70H114V71H112V72H114V73H116L115 72ZM70 72V71H69ZM109 72H110V74H109ZM118 72V71H117ZM71 74V73H70ZM74 74V75H75ZM120 74H121V72H120ZM30 75V74H29ZM36 75V74H35ZM41 75H43V74H41ZM95 75V74H94ZM116 75V74H115ZM79 76V75H78ZM97 76H98V74H97ZM111 76H114V75H111ZM116 77V76H115ZM115 77H114V79H115ZM30 78V77H29ZM83 78V77H82ZM95 78H96V76H95ZM94 78V80H96ZM98 78V77H97ZM109 78V81L107 80V82L108 83H105V84H107V86L105 87L104 86V88L101 90V94H100V96H99V94H98V92H97V94H98V101L99 102H96L97 103V105H98V109L99 108H101V106H103V105H106V106H108V109H110L109 111L111 112V117H112V126H111V124H110V128H115L114 130H116V128H119V127H121V124H123L122 122H124L125 121V119H124V117L126 118V115L128 116L129 115V113H132V112H134V113H136V116L138 117V116H140V115H142V117L143 118H145L144 117V114H142L141 113V111L142 110H140L141 108V106H139V103L138 102H140L139 100H140V98H139V100L137 99V96L132 92L131 94H130V96L127 98V99H124V98H117V100H115L114 101V103L112 104V107L109 105V103H110V99H108L109 98V96H107L108 95V93H109V88H110V86H112L115 82L114 81H116V80H114L113 78H112V80H111V77H107V79ZM31 79V78H30ZM36 80V79H35ZM80 82H81V80H79ZM99 81H101V80H99ZM33 82V84L35 85L36 83H37V81L35 82L34 80L32 81L31 80V82L30 83H32ZM105 82V81H104ZM43 83V82H42ZM87 83V82H86ZM119 83V82H118ZM45 84V83H44ZM82 84V83H81ZM39 85V84H38ZM86 85V84H85ZM115 85H117V81H116V84ZM40 86V85H39ZM38 87V86H37ZM81 87V86H80ZM117 86H114V88H116ZM77 88V87H76ZM99 88V87H98ZM38 89H39V87H38ZM40 90V89H39ZM116 90H117V88H116ZM98 91V90H97ZM41 92V91H40ZM95 92V91H94ZM111 92V91H110ZM96 94V93H95ZM32 96V95H31ZM39 96V95H38ZM95 96V95H94ZM96 97H95V99H96ZM65 98V97H64ZM89 98V97H88ZM77 99V98H76ZM108 100V101H107ZM77 100H75V102H76ZM96 101V100H95ZM100 101H101V103H100ZM55 102V101H54ZM80 102V101H79ZM78 101H77V103L75 104L74 103V105H79L80 103H79ZM91 102H92V100H91ZM94 102V101H93ZM107 102H109V103H107ZM68 103V102H67ZM99 103H100V105H99ZM59 104V103H58ZM92 104H95V103H92ZM33 105V104H32ZM81 106V105H80ZM79 106V107H80ZM85 106V105H84ZM93 106H96V104L95 105H93ZM32 107V106H31ZM82 107V106H81ZM87 107V106H86ZM86 107H84V108H86ZM104 107V106H103ZM106 108V107H105ZM80 109V108H79ZM102 109V108H101ZM100 109V111H97V110H95L97 113H99V114H101V111L103 110H101ZM81 110H83V109H80L79 111H81ZM94 111V115H95V112ZM74 112V111H73ZM76 112H78V111H76ZM83 112V111H82ZM109 112V113H110ZM96 113V114H97ZM138 113V114H137ZM98 114V115H99ZM104 114V113H103ZM36 115V116H35ZM69 115V114H68ZM67 115V116H68ZM72 115V114H71ZM78 115H79V113H78ZM77 115V116H78ZM80 115H82V114H80ZM79 115V116H80ZM131 115V114H130ZM51 116H52V114H51ZM83 116H84V114H83ZM88 116V115H87ZM97 116V115H96ZM131 116H135V115H131ZM135 116V117H136ZM63 117V116H62ZM62 117H61V119H59V121H57V123H58V125H62ZM73 117V116H72ZM98 117H101V115L100 116H98ZM105 118H106V116H104ZM135 117H133V118H135ZM64 118V117H63ZM81 118V117H80ZM84 118V117H83ZM94 118V117H93ZM105 118H103V119H105ZM73 119V118H72ZM75 119V118H74ZM78 119V118H77ZM76 119V120H77ZM99 119V118H98ZM44 120V119H43ZM76 120H74V121H76ZM79 120V119H78ZM96 120V119H95ZM124 120V121H123ZM131 120V119H130ZM144 120V119H143ZM65 121V120H64ZM89 121V120H88ZM97 121V120H96ZM100 121H101V118H100ZM100 121H98V122H100ZM140 121V119L138 120V122ZM145 121H146V118H145ZM68 122H70L69 121V119H68ZM98 122L96 123V124H98ZM104 122V121H103ZM144 122V121H143ZM72 123V122H71ZM77 123H81V122H77ZM84 123V122H83ZM86 123V122H85ZM89 123V122H88ZM139 123H141V121L139 122ZM64 124V123H63ZM74 124V123H73ZM76 124V123H75ZM82 124V123H81ZM87 124V123H86ZM106 125H107V122L105 123ZM134 124V123H133ZM133 124H131L132 126H134ZM146 124V123H145ZM79 125V124H78ZM85 125V124H84ZM94 125V124H93ZM142 125H143V123H142ZM147 125V124H146ZM145 125V126H146ZM66 126V125H65ZM72 126V125H71ZM126 126V125H125ZM125 126H124V128H125ZM141 126V125H140ZM63 127V126H62ZM81 127H82V125H81ZM84 127V126H83ZM82 127V128H83ZM86 127V126H85ZM90 127H91V125H90ZM102 127H103V125H102ZM56 128H58L57 126H56ZM73 128V127H72ZM89 128V127H88ZM98 128V127H97ZM100 128V127H99ZM109 128V129H110ZM70 130H71V128H69ZM73 129H75V128H73ZM93 129V128H92ZM127 129V128H126ZM139 129V128H138ZM59 130H60V127H59ZM66 130H68V128L66 129ZM86 130V129H85ZM111 130V129H110ZM114 130H113V133H114ZM139 130H142V129H139ZM118 131V130H117ZM116 131V132H117ZM124 131L125 130H123V134H124ZM144 131V133H145V130H143ZM142 131V132H143ZM43 132V131H42ZM66 132H69V131H66ZM72 132H74V131H72ZM96 132V131H95ZM141 132V133H142ZM86 133V132H85ZM97 133H99V132H97ZM110 133H111V131H110ZM113 133H112V135H113ZM75 134V133H74ZM76 134H78V133H76ZM80 134V133H79ZM49 135H51V134H49ZM57 135V134H56ZM68 135V134H67ZM70 135V134H69ZM86 135H88V134H86ZM94 135V134H93ZM111 135V134H110ZM118 135V134H117ZM140 135H143V134H140ZM58 136V135H57ZM65 136V135H64ZM115 136H116V133H115ZM120 136V135H119ZM145 136H146V134H145ZM147 136H149V135H147ZM51 137V136H50ZM68 137V136H67ZM66 137V138H67ZM77 136H75V138H76ZM91 137V136H90ZM110 137V136H109ZM118 137V136H117ZM117 137H116V139H117ZM58 138V137H57ZM79 139H80V137H78ZM77 138V139H78ZM88 138V137H87ZM93 138H95L94 136H93ZM112 138H113V136H112ZM119 138V137H118ZM148 138V137H147ZM149 138H150V136H149ZM59 139V138H58ZM96 139V142H98V139L97 138H95ZM37 141H39L40 140V138L39 139H36ZM54 140V139H53ZM74 140V139H73ZM88 141H89V139H87ZM91 140H93V139H91ZM107 140V139H106ZM112 140V139H111ZM127 140V139H126ZM126 140H124L123 142H125ZM42 141V140H41ZM62 141H64L63 140V138H62ZM87 141V142H88ZM100 141V140H99ZM120 141H122V140H120ZM138 141V140H137ZM142 141V140H141ZM65 142V141H64ZM83 142H86V140L85 141H83ZM87 142L86 143H84V144H87ZM89 142H91V141H89ZM96 142H92L93 144H95ZM103 142V141H102ZM113 142V141H112ZM39 143H40V141H39ZM38 143V144H39ZM45 144H46V142H44ZM65 143H67V142H65ZM70 143V142H69ZM99 143V142H98ZM113 143H115V142H113ZM119 143V142H118ZM147 143H149V144H151L150 142H147ZM45 144H42L43 146L45 145ZM77 144V143H76ZM92 144V146H93V148H96L95 146H96V144L95 145H93ZM107 144V143H106ZM111 144V143H110ZM124 144V143H123ZM143 144V143H142ZM153 144V143H152ZM151 144V145H152ZM41 145V144H40ZM65 145V144H64ZM71 145H72V143H71ZM89 145V144H88ZM99 145V144H98ZM101 145V144H100ZM103 145H104V143H103ZM113 145V144H112ZM120 145H122L121 143H120ZM144 145H145V143H144ZM150 145V146H151ZM42 146V147H43ZM54 146V145H53ZM53 146H51V147H53ZM63 146V145H62ZM80 146H81V144H80ZM82 146H84L83 144H82ZM89 146H91V145H89ZM105 146V145H104ZM114 146H116V144L114 145ZM119 146V145H118ZM117 146V147H118ZM124 146V145H123ZM127 146H128V144H127ZM136 146V145H135ZM134 146V147H135ZM139 146H140V142H139ZM138 146V147H139ZM150 146H149V148H150ZM155 146V145H154ZM157 146V145H156ZM48 147V146H47ZM46 147V148H47ZM60 147V146H59ZM74 147V146H73ZM107 147V146H106ZM108 147H110V146H108ZM117 147H114L115 149L117 148ZM129 147V146H128ZM132 147V146H131ZM137 147V146H136ZM141 147H144L143 145H141L140 146V148ZM146 147V146H145ZM152 147H153V145H152ZM68 148V147H67ZM67 148H66V150H67ZM75 148H76V145H75ZM80 148V147H79ZM92 148V149H93ZM104 148V147H103ZM103 148H102V151H103ZM124 148V147H123ZM148 148V149H149ZM154 148V147H153ZM156 148V147H155ZM154 148V149H155ZM158 148V147H157ZM54 149H55V147H54ZM63 149V148H62ZM69 149H70V147H69ZM98 149V148H97ZM112 149H113V147H112ZM112 149H110V150H112ZM118 149H120V148H118ZM125 149V148H124ZM134 149V148H133ZM132 149V150H133ZM138 149V148H137ZM145 149V148H144ZM147 149V150H148ZM160 149V148H159ZM50 150V149H49ZM51 150H53V149H51ZM109 150V149H108ZM114 150V149H113ZM128 150V149H127ZM143 150V149H142ZM146 150V149H145ZM150 150H151V148H150ZM70 151V150H69ZM72 151V153H74L73 152V150H71ZM87 151V150H86ZM101 151V152H102ZM120 151H121V149H120ZM123 151V150H122ZM136 151V150H135ZM134 151V152H135ZM144 151V150H143ZM143 151H141V152H143ZM149 151V150H148ZM147 151V152H148ZM166 151V150H165ZM164 151V152H165ZM48 152V151H47ZM65 152H67V151H65ZM96 152V151H95ZM100 151H98V153H99ZM115 152V151H114ZM116 152H117V149H116ZM116 152H115V155H112V156H116ZM123 152H125V150L123 151ZM138 152H140V151H138ZM151 152H153L152 150H151ZM155 152H157L156 150H155ZM68 153V152H67ZM71 153V152H70ZM90 153V152H89ZM92 153V152H91ZM105 153V152H104ZM111 153V152H110ZM121 153V152H120ZM127 153H128V151H127ZM137 153V152H136ZM146 153V152H145ZM149 153H150V151H149ZM149 153H147V155L149 154ZM154 153V152H153ZM153 153H151V154H153ZM100 154V153H99ZM98 154V155H99ZM102 155H103V153H101ZM108 154V153H107ZM122 154V153H121ZM135 154V153H134ZM142 154V156H145V155H143V153H141ZM63 155H65L66 156V154H63ZM73 155V154H72ZM85 155V154H84ZM90 155H92V154H90ZM123 155V154H122ZM129 155V154H128ZM128 155H125V157L126 156H128ZM130 155H132V154H130ZM139 155V154H138ZM154 155L156 156V153H154ZM166 155V154H165ZM168 155H169V153H168ZM65 156H62V154H61V156H60V158L63 160V158H65ZM70 156V155H69ZM86 156H87V154H86ZM93 156V155H92ZM96 156V155H95ZM94 156V157H95ZM105 156V155H104ZM119 156V155H118ZM142 156L140 155L139 157H141V160H142ZM149 156V155H148ZM167 156V155H166ZM63 157V158H62ZM76 157V156H75ZM121 157H124V156H121ZM130 157H133V156H130ZM135 157V156H134ZM168 157H170V156H168ZM67 158H70V157H67ZM78 157H76V159H77ZM84 158V157H83ZM97 158V157H96ZM100 158V157H99ZM119 158V157H118ZM149 158V157H148ZM157 158H159L158 156H157ZM72 159H73V157H72ZM82 159V158H81ZM87 159H88V157H87ZM104 159H106V158H104ZM109 159H110V155H109ZM123 159V158H122ZM130 159V158H129ZM143 159H146V157L145 158H143ZM160 159V158H159ZM168 159V158H167ZM60 160V159H59ZM61 160V161H62ZM75 160V159H74ZM78 160V159H77ZM76 160V161H77ZM80 160V159H79ZM84 160H86V159H84ZM90 160V159H89ZM93 160V159H92ZM98 160V159H97ZM112 160V159H111ZM114 160H115V157H114ZM114 160H113V162H114ZM116 160H117V158H116ZM119 160V159H118ZM120 160H121V158H120ZM127 160V162H128V159H126ZM125 160V161H126ZM133 160V159H132ZM149 160H150V158H149ZM61 161H55L57 164L60 162L61 163ZM64 161H66V158H65V160ZM63 161V162H64ZM68 161L69 160H67L66 162H67V164H68ZM72 161V160H71ZM70 161V162H71ZM76 161H74V162H76ZM94 161H96V160H94ZM123 161H124V159H123ZM124 161V162H125ZM143 161V160H142ZM142 161H141V163H142ZM165 161H167L166 160V158H165ZM40 162V161H39ZM51 162H53V163H51ZM79 162V161H78ZM77 162V163H78ZM81 162V161H80ZM112 162V163H113ZM116 162V161H115ZM130 162H131V160H130ZM130 162H128L129 164H130ZM137 162H139V161H137ZM151 162L153 163V161L151 160ZM150 162V163H151ZM14 163H16L15 164V166H13L12 164H14ZM32 163V162H31ZM48 163V164H49ZM77 163H75V164H77ZM85 163V162H84ZM83 163V164H84ZM97 161H96V165H97ZM107 163H108V161H107ZM120 163V162H119ZM134 163V162H133ZM140 163V162H139ZM145 163V162H144ZM155 163V162H154ZM55 164V163H54ZM53 164V165H54ZM56 164V165H57ZM70 164V163H69ZM74 164V163H73ZM101 164V163H100ZM116 164V163H115ZM117 164H118V161H117ZM134 164H136V163H134ZM133 164V165H134ZM143 164V163H142ZM146 164V163H145ZM155 164H157V163H155ZM31 165V164H30ZM53 165L51 166V168L53 167ZM55 165V166H56ZM59 165V164H58ZM63 165H65L66 166V164H65V162H64V164H62V166ZM71 165H72V163H71ZM82 165V164H81ZM87 165V164H86ZM88 165H89V163H88ZM93 165V164H92ZM95 165V164H94ZM103 165V164H102ZM111 164H109V166H110ZM119 165V164H118ZM125 165V164H124ZM128 165V164H127ZM131 165H132V163H131ZM141 165V164H140ZM139 164H138V166H140ZM152 165H154V164H152ZM169 165V164H168ZM167 165V166H168ZM29 166V165H28ZM32 166H34V165H32ZM35 166H36V164H35ZM43 166V165H42ZM47 166V165H46ZM60 166H61V164H60ZM114 166V165H113ZM112 166V167H113ZM136 166H137V164H136ZM142 166V165H141ZM148 166V165H147ZM159 166V165H158ZM165 166H166V164H165ZM170 166H172L171 164H170ZM30 167V166H29ZM58 167V166H57ZM68 167H70V165H68ZM83 167V169L85 168V170H87L86 168H89V167H86V166H82ZM99 167V166H98ZM107 167V166H106ZM116 167H117V165H116ZM120 167H121V165H120ZM128 167V166H127ZM129 167H131V166H129ZM133 167V166H132ZM150 167V166H149ZM154 167V166H153ZM156 167V166H155ZM160 167H161V165H160ZM27 168V167H26ZM32 168L34 169V170H32ZM37 168V167H36ZM36 168H34V167H31V170H30V174L29 175H31V174H33L35 177H32L31 176V178L30 177H25V176H23V177H25L26 178V180L28 179V178H30V179H32V183H33V181H34V179H35V181L37 180V175H38V179L40 180V175H42L41 174V172H39V174L38 173H35V169ZM42 168V167H41ZM50 168V167H49ZM60 168V167H59ZM71 168V167H70ZM73 168V167H72ZM81 168V167H80ZM103 168V167H102ZM119 168V167H118ZM122 168H124V166H122ZM145 168V167H144ZM44 169H46V168H44ZM47 169H48V167H47ZM54 169H56V167L54 168ZM68 169V168H67ZM82 169V170H83ZM89 169H91V170H94V168H89ZM96 169H98L97 167H96ZM100 169V168H99ZM112 169V168H111ZM114 169V168H113ZM116 169V168H115ZM114 169V170H115ZM120 169V168H119ZM130 169V168H129ZM132 169V168H131ZM134 169V168H133ZM169 169H172V168H170L169 167ZM15 170V172L17 171V172H19L18 173V175H19V177H18V175H13L12 174V171H14ZM39 170V169H38ZM51 169H49V172H51V174H52V171H50ZM61 170V169H60ZM63 170V169H62ZM62 170H61V172H62ZM74 170V169H73ZM91 170H90V173H91ZM102 170V169H101ZM118 170V169H117ZM124 170H126V168L124 169ZM123 170V171H124ZM138 170V169H137ZM141 169H139V171H140ZM146 170V169H145ZM11 171V172H10ZM33 173H32V172ZM47 170H45V172H46ZM63 171H65V170H63ZM79 171V170H78ZM75 172V173H78L79 174V172L81 171H79V172ZM95 171V170H94ZM93 171V172H94ZM96 171H98V170H96ZM95 171V172H96ZM113 171V170H112ZM116 171V170H115ZM114 171V173H116ZM120 171V170H119ZM119 171H117V172H119ZM144 171V170H143ZM170 171V170H169ZM8 172H10V174H12V177L10 176V174H8ZM14 172V174H16ZM28 172V171H27ZM37 172V171H36ZM66 172H67V170H66ZM71 172V171H70ZM74 172V171H73ZM89 172V171H88ZM87 172V173H88ZM105 172V171H104ZM109 172H110V170H109ZM125 172V171H124ZM127 172H128V169H127ZM129 172L133 175V171H131V170H129ZM138 172V171H137ZM141 172V171H140ZM153 172V171H152ZM172 172V171H171ZM25 173V172H24ZM23 173V174H24ZM35 173V174H34ZM60 172H58L57 173V175L59 174ZM83 173V172H82ZM99 173V172H98ZM135 173V172H134ZM144 175H146L144 172H142ZM148 173V172H147ZM46 174V173H45ZM65 173H63V175H64ZM67 174V173H66ZM71 175H72V173H70ZM77 174V175H78ZM80 174H81V172H80ZM79 174V175H80ZM100 174V173H99ZM118 174V173H117ZM116 174V176H118ZM126 174V173H125ZM129 174V173H128ZM130 174V175H131ZM137 174V173H136ZM142 174V175H143ZM155 174V173H154ZM157 174V173H156ZM155 174V175H156ZM165 174V173H164ZM172 174V173H171ZM26 175V174H25ZM59 175H62L61 173L59 174ZM76 175V174H75ZM82 175V174H81ZM83 175H85V173H83ZM82 175V176H83ZM91 175V174H90ZM89 175V176H90ZM93 175H94V173H93ZM95 175H97L96 173H95ZM94 175V177H96ZM103 175L104 174H102V177H103ZM122 175V174H121ZM131 175V176H132ZM143 175V176H144ZM151 175H153V174H151ZM158 175V174H157ZM167 175V174H166ZM14 176V177H13ZM17 176V177H16ZM21 176V177H20ZM50 176V175H49ZM74 176V175H73ZM88 176V177H89ZM98 176V175H97ZM126 176V175H125ZM125 176H123L124 178H125ZM129 176V175H128ZM131 176H129V177H131ZM159 176V175H158ZM45 177V176H44ZM43 177V178H44ZM60 177V176H59ZM66 177L68 178V175H66ZM79 177V178H78ZM76 179H78L77 181H80L79 179H81V176H78ZM84 177V176H83ZM83 177H82V179H83ZM88 177H85V178H87L86 180H85V178H84V180L85 181H88ZM93 177V178H94ZM121 177V176H120ZM168 177V176H167ZM18 178V179H17ZM34 178V179H33ZM66 178V179H67ZM72 178H75V177H71V179ZM90 178V177H89ZM100 178V177H99ZM104 178V177H103ZM110 178V177H109ZM118 178V177H117ZM145 178V177H144ZM146 178L148 179V176H146ZM156 178V177H155ZM158 178V177H157ZM46 177L44 178V185H46ZM64 179V178H63ZM69 179V178H68ZM76 179H75V181H76ZM102 179V178H101ZM110 179H112V178H110ZM123 179V178H122ZM127 179V178H126ZM126 179H125V181H126ZM151 179V178H150ZM154 179V178H153ZM41 180H42V178H41ZM58 180V179H57ZM60 180H62V179H60ZM100 180V179H99ZM129 180V179H128ZM130 180H132L133 181V179L131 178ZM130 180H129V183H126V184H130V185H132L134 182H131L130 183ZM156 180H158V179H156ZM169 180V179H168ZM38 181V180H37ZM64 181V183H65V181L66 180H63ZM94 181H96V184L98 183V182H100V181H98L97 182V180H95V178H94ZM93 181V182H94ZM124 181V180H123ZM122 181V182H123ZM124 181V182H125ZM160 181V180H159ZM26 182H28V180L26 181ZM31 182H30V180H29V183L31 184ZM42 182V181H41ZM40 182V183H41ZM52 182H53V180H52ZM67 182V181H66ZM81 183H80V185H82L83 183H82V181H80ZM91 182V181H90ZM108 182V181H107ZM115 182H117V181H115ZM127 182V181H126ZM145 182H146V180H145ZM149 182V181H148ZM147 182V183H148ZM154 182V181H153ZM153 182H150L151 184H153ZM161 182V181H160ZM51 183V182H50ZM58 183H60V181L58 182ZM77 183V182H76ZM87 183V182H86ZM86 183H84V184H86ZM92 183V182H91ZM95 183V182H94ZM103 183V182H102ZM106 183V182H105ZM111 182H109V184H110ZM146 183V185H148V184H150V183H148L147 184ZM162 183V182H161ZM26 184V183H25ZM35 183H33V185H34ZM60 184H62V183H60ZM93 184V183H92ZM95 184V186H97ZM112 184V183H111ZM122 184V183H121ZM126 184H123V185H126ZM135 184V183H134ZM33 185H31V186H33ZM37 185H38V183H37ZM43 185V186H44ZM57 185V184H56ZM56 185H53V187L52 188H54V186H56ZM65 185V184H64ZM87 185H90L89 183L87 184ZM105 185H107V184H105ZM156 185H157V183H156ZM26 186H27V184H26ZM31 186H28L29 188L31 187ZM39 186H42V183H41V185L39 184ZM58 186H60V185H58ZM57 186V187H58ZM86 186V185H85ZM91 186V185H90ZM114 186V185H113ZM153 186V185H152ZM161 186V185H160ZM34 187H36V185H34ZM63 187H65V186H63ZM69 187V186H68ZM80 187V186H79ZM92 187H93V185H92ZM110 187L111 186H109V190H110ZM117 187V186H116ZM125 187V186H124ZM123 187V188H124ZM132 187H133V185H132ZM147 187V186H146ZM150 187V186H149ZM157 187V186H156ZM155 187V188H156ZM42 188V187H41ZM46 188V187H45ZM45 188H44V190H42L43 192L45 191ZM84 188H86V187H84ZM89 188V187H88ZM91 188V187H90ZM95 188V187H94ZM105 188V187H104ZM131 188V187H130ZM144 188V190L143 191H140V193H138V195H136L137 196V203L138 204H134V207H132L130 210H127L126 212H125V214H124V212H123V219H121V217H122V215L120 216V218H119V220L118 221H120V219L122 220V224H126V226H127V228H128V233H129V238H130V240H131V245L129 244V242H128V244L131 246V249L133 248L134 249V253L135 254H133V252H132V254H130V255H139L140 256V254H144V253H146V254H144V255H146V256H148L149 254H151V253H149L148 255H147V253L150 251V247H151V249L152 248H156L157 249V246H158V251H159V249L161 250V248H163V250H164V248H166V246H169V247H172V249H175V251H177V252H179L180 250H181V247L179 246V244H178V241H177V237H176V228H177V225H178V223H177V221H175V219L173 218V217H175V215L173 216L172 215V212L171 211H168V213H164L163 212V209H162V206L161 205H163V199H162V194L159 192H157V193H155L154 191H152V190H149L148 188H145V186L143 187ZM142 188V189H143ZM153 188V187H152ZM163 188V187H162ZM25 189H26V191H25ZM32 189V188H31ZM34 189V188H33ZM32 189V190H33ZM37 189V188H36ZM40 189V188H39ZM38 189V190H39ZM57 190H61V187H59V188H56ZM69 189V188H68ZM76 189H78V188H76ZM82 189V188H81ZM87 189V188H86ZM85 189V190H86ZM97 189V188H96ZM95 189V190H96ZM118 189V188H117ZM121 189H122V187H121ZM127 189V188H126ZM154 189V188H153ZM31 190V191H32ZM53 190H55V189H53ZM56 190V191H57ZM63 190V189H62ZM80 190V189H79ZM79 190H78V192H79ZM84 190V189H83ZM83 190H81L80 192H82V193H84V194H86L87 193V191L85 192V191H83ZM94 190V189H93ZM112 190V189H111ZM157 190V189H156ZM165 190H166V188H165ZM164 190V191H165ZM34 191V190H33ZM64 191V190H63ZM66 191V190H65ZM64 191V192H65ZM69 191V190H68ZM97 191V190H96ZM103 191V190H102ZM105 191H107L106 189H105ZM118 191H119V189H118ZM135 191V190H134ZM35 192V191H34ZM43 192H40V194H37V196L38 195H41V193H43ZM49 192H53V191H51V189H50V191ZM76 192H77V190H76ZM93 192V191H92ZM112 192V191H111ZM123 192V191H122ZM126 192V191H125ZM128 192H129V195L131 196V189H130V191L128 190ZM165 192H167V191H165ZM164 192V193H165ZM240 192V193H239ZM239 192H236L234 195H232L231 197H230V201H231V205H230V207H225V208H219L217 211H214V210H211V211H209V210H207L208 211V214H207V218H208V220H206V221H208V226H207V222L205 221V218L203 219L204 221H202V222H204V224H206V228L208 229V227L210 228V226H211V224H214V225H212L211 227H212V229H208L207 231H212L213 233V236H211L212 234H210V232H208L207 234L205 233V232H202V234L203 233H205L204 235H205V239L207 238V239H210V241L209 242H212V243H209V245H207V246H210V248H212V246H213V249H214V244L215 245H217L216 246V248L218 247V245H220V244H223L222 245V247L220 246V248H222L223 250H225L226 249V247H225V242H223V241H225V240H222V239H224V237H227L228 235H227V233H223V232H229L230 231V226H233L232 227V231L233 232H229V234L231 235V236H233V233L235 232V234L236 235H234V237L236 236V239H239V235L241 236V237H243V235H241V234H243L244 233V231H245V226H246V228L248 229V235H251L252 236V238H246L247 240V242L245 241V245L244 246H247L248 248L250 247V245H251V247H250V249H251V257H250V264H264V198L263 197H261L259 194H256V193H252V194H254V195H252V194H247L246 192H243V191H239ZM243 192V193H242ZM44 193H47L46 191L44 192ZM56 193V192H55ZM63 193V192H62ZM66 193V192H65ZM64 193V194H65ZM90 193V192H89ZM88 193V194H89ZM250 193V192H249ZM34 194V193H33ZM49 194V193H48ZM57 194H59V193H57ZM57 194H55V195H57ZM84 194H83V196H84ZM92 194V193H91ZM91 194H90V196L89 197H91ZM107 194H108V192H107ZM166 194V193H165ZM44 195V194H43ZM54 195V196H55ZM79 196L81 195V194H78ZM87 195V194H86ZM86 195L83 197V198H86ZM95 195V194H94ZM102 195H103V193H102ZM113 195V194H112ZM111 195V196H112ZM126 194H124V196H125ZM128 195V196H129ZM35 196H36V194H35ZM44 196H46V195H44ZM44 196H42V199H43V197ZM48 196V195H47ZM51 196H53L52 194H51ZM50 196V197H51ZM53 196V197H54ZM59 196H61L60 194H59ZM65 196H67V195H65ZM70 196H71V194H70ZM93 196V195H92ZM97 196V195H96ZM108 196V195H107ZM253 196V198H251ZM41 197V196H40ZM50 197H47L46 199H48V198H50ZM53 197H52V199H53ZM58 197V196H57ZM56 197V198H57ZM72 197V196H71ZM88 197V196H87ZM99 198H100V195L98 196ZM109 197V196H108ZM122 197V196H121ZM249 197V199L251 198V201L249 202V203H247L246 204V202H247V198ZM39 198V197H38ZM106 198V197H105ZM110 198V197H109ZM116 198V197H115ZM164 198V197H163ZM234 198V199H233ZM37 199V198H36ZM45 199V197H44V200H46ZM58 199H59V197H58ZM62 199V198H61ZM61 199H59L60 201H61ZM71 198H69V200H70ZM93 199V198H92ZM92 199H89V200H92ZM94 199H96V198H94ZM93 199V200H94ZM135 199H132V202H133V200H135ZM233 199V200H232ZM58 200V201H59ZM63 200V199H62ZM67 200V199H66ZM69 200H68V202H69ZM86 201H87V199H85ZM106 200H107V198H106ZM110 200H111V198H110ZM115 200V199H114ZM121 200V199H120ZM129 200V199H128ZM136 200H135V202H136ZM246 200V201H245ZM35 201H37V200H35ZM39 201V200H38ZM37 201V202H38ZM48 201V200H47ZM50 201V200H49ZM53 201H54V199H53ZM59 201V202H60ZM74 202H75V200H73ZM95 201V200H94ZM99 201V200H98ZM105 201V200H104ZM109 201V200H108ZM112 201V200H111ZM233 201V202H232ZM51 202V201H50ZM57 202V201H56ZM73 202V203H74ZM82 202V201H81ZM80 202V203H81ZM91 202V201H90ZM96 202H97V200H96ZM122 202V201H121ZM124 202V201H123ZM135 202H133V203H135ZM40 203V201L37 203V206H38V204ZM66 203V202H65ZM64 203V204H65ZM79 203V204H80ZM89 203V202H88ZM99 203V202H98ZM112 203V202H111ZM132 203V204H133ZM230 203V202H229ZM32 206H31V205ZM79 204H78V206H79ZM82 204V203H81ZM86 205H90L91 206V204L89 203V204H87V202L85 203ZM169 204V203H168ZM35 206H36V203L34 204ZM58 205V204H57ZM106 205H107V203H106ZM111 205V204H110ZM121 205V204H120ZM120 205H118V206H120ZM31 206V207H30ZM61 206H62V204H61ZM66 206H67V204H66ZM65 205H64V207H66ZM77 206V205H76ZM85 206V205H84ZM89 206V207H90ZM92 206H94V204L92 205ZM92 206L90 207V208H92ZM60 207V206H59ZM87 207V206H86ZM89 207H87V209H88V211H91V209H89ZM95 207V206H94ZM106 207V206H105ZM105 207H104V209H105ZM109 207V206H108ZM44 208V209H43ZM47 208V210H49ZM58 208V207H57ZM63 208V207H62ZM69 208H73V206L71 205H69ZM75 208V207H74ZM81 208V207H80ZM110 208V207H109ZM128 208H129V205H128ZM183 208V207H182ZM188 208V207H187ZM67 209H68V207H67ZM78 209V208H77ZM82 209H84V212H85V207L84 208H82ZM86 209V210H87ZM122 209H124L123 207H122ZM47 210H46V212H47ZM52 210V209H51ZM56 210V209H55ZM60 211H62L63 209H59ZM58 210V212L60 213V211ZM64 210H65V208H64ZM69 210V209H68ZM79 210V209H78ZM77 210V211H78ZM96 210H97V206H96ZM107 210V209H106ZM116 210V209H115ZM117 210H118V208H117ZM173 210V209H172ZM190 210V209H189ZM192 210V209H191ZM57 211V210H56ZM66 211V210H65ZM73 211V210H72ZM76 211V212H77ZM81 211V210H80ZM104 211V210H103ZM111 211V210H110ZM181 211V210H180ZM206 211V212H207ZM57 212V213H58ZM68 212H70V211H68ZM68 212H67V216L69 217V215H68ZM109 212V211H108ZM183 212V211H182ZM182 212H179V213H181L182 214ZM186 212V211H185ZM48 213H49V211H48ZM51 213H53V212H51ZM50 213V214H51ZM57 213H56V215H57ZM58 213V214H59ZM82 213V212H81ZM88 213V212H87ZM92 213H93V210H92ZM119 213V212H118ZM62 214V213H61ZM85 214V213H84ZM84 214H81V216L83 215L84 216ZM95 214V213H94ZM105 214H106V212H105ZM113 214H114V212H113ZM117 214V213H116ZM180 214V215H181ZM185 214V213H184ZM204 214H205V210H204ZM55 215V214H54ZM64 215V214H63ZM65 215V216H66ZM76 215V217L78 216L77 214H75ZM79 215H80V213H79ZM90 214L88 213V215H86V216H89ZM96 215V214H95ZM183 215V214H182ZM203 215V214H202ZM64 216V217H65ZM92 216V215H91ZM106 216H109V215H106ZM59 217H61V215L59 214L58 216H57V218H59ZM70 217H72V212H71V215H70ZM92 217H95V216H92ZM100 217H101V215H100ZM177 217V216H176ZM181 218H182V216H180ZM198 216H196V218H197ZM44 218V219H45ZM62 218H63V216H62ZM62 218H61V220H62ZM78 218H79V216H78ZM86 218V217H85ZM85 218H83V219H85ZM105 218V217H104ZM103 218V219H104ZM196 218H194V219H196ZM54 219V218H53ZM70 219H72V218H69V220ZM73 219H75V218H73ZM101 219H102V217H101ZM106 219V218H105ZM104 219V220H105ZM112 219H113V217H112ZM52 220V219H51ZM54 220H56V219H54ZM64 220V219H63ZM77 219H75V221H76ZM87 220H88V218H87ZM96 220V219H95ZM108 220V219H107ZM106 220V221H107ZM115 220V219H114ZM116 220H117V218H116ZM176 220H177V218H176ZM179 220V219H178ZM198 220V219H197ZM45 221H47V220H45ZM60 220L58 219V221H57V223L59 222ZM74 221V222H75ZM79 221V220H78ZM77 221V222H78ZM84 221V220H83ZM82 220H81V222H83ZM111 221V220H110ZM199 221H200V219H199ZM64 222H65V220H64ZM93 222H94V220H93ZM117 222V221H116ZM180 222V221H179ZM198 222V221H197ZM43 223H44V229H43ZM51 223V222H50ZM49 223V224H50ZM96 223V222H95ZM196 223V222H195ZM29 224H34V225H38V228L39 229H41L42 228V231H43V233H42V231L41 230H38L39 231V234H37L36 236H35V234H34V236H32L33 238H35V242H34V244L33 243H31L32 244V246L34 247H32L33 248V250H32V248L30 249V241H29V238L27 237L28 236V234H29V232H28V230L30 229V226H29V229H28V225ZM46 224V225H47ZM60 224V222L58 223V224H56V227H58V225ZM70 224V223H69ZM68 224V225H69ZM77 224V228H78V223H76ZM80 224V223H79ZM85 224H86V221H85ZM89 224H92L91 222H89ZM100 224V223H99ZM98 224V225H99ZM177 224V225H176ZM196 224H199V223H196ZM201 224H203V223H200V225ZM210 224V225H209ZM221 224V225H220ZM39 225L41 226V227H39ZM64 225V224H63ZM88 225V224H87ZM93 225H94V223H93ZM93 225H92V227H93ZM103 225H104V223H103ZM102 225V226H103ZM215 225H217L220 229L217 231L219 234H221L220 232H222V234L223 235H225L223 238L221 237V240H222V242L220 243V242H218V238L216 239L215 238V234L217 233L216 232V230L217 229H215L214 231H213V229H214V227H215ZM50 226V225H49ZM64 226H66V225H64ZM79 226H81V225H79ZM97 226V225H96ZM96 226H95V228H96ZM102 226H100L99 225V227H102ZM242 226H244V227H242ZM52 227H54V225H52ZM51 227V228H52ZM67 228H68V226H66ZM73 227V226H72ZM71 227V228H72ZM89 227V226H88ZM91 227V226H90ZM91 227V228H92ZM105 227H106V225H105ZM109 227V226H108ZM199 227V226H198ZM202 227H203V225H202ZM47 228H48V226H47ZM62 228V227H61ZM69 228H70V226H69ZM73 228H75V226L73 227ZM98 228V227H97ZM96 228V229H97ZM126 228V227H125ZM193 228H195V227H193ZM200 228V227H199ZM204 228V230H206L205 229V227H203ZM229 228V229H228ZM242 228L244 229V230H242ZM34 229V228H33ZM37 229V228H36ZM49 229V228H48ZM56 229V228H55ZM58 229V228H57ZM103 229V228H102ZM105 229V228H104ZM119 229H121V225H120V228ZM118 229V230H119ZM51 230V229H50ZM53 230V229H52ZM52 230L51 231H49V232H52ZM67 230V229H66ZM68 230H70V229H68ZM72 231H73V229H71ZM87 230V229H86ZM106 230V229H105ZM115 230V229H114ZM122 230H124V229H122ZM196 230V229H195ZM229 230V231H228ZM40 231H41V233H40ZM48 231V230H47ZM56 230H53V232L52 233H54ZM84 231V230H83ZM82 231V232H83ZM117 231V230H116ZM121 231V230H120ZM120 231H118V232H120ZM198 231H200V229L198 230ZM197 231V232H198ZM206 231V232H207ZM34 232H36V231H33V233ZM48 232V233H49ZM59 232V231H58ZM89 232V231H88ZM97 232H98V230H97ZM110 232H111V230H110ZM123 232V231H122ZM124 232H125V230H124ZM123 232V233H124ZM127 232V231H126ZM195 232V231H194ZM57 233V232H56ZM68 233H70V231L68 232V231H66V234H68ZM112 233V232H111ZM239 233H241V234H239ZM246 233V232H245ZM51 234V233H50ZM55 234V233H54ZM83 234V233H82ZM86 234H87V231H86ZM104 234V233H103ZM107 233H105V235H106ZM119 234H121V233H119ZM218 234V235H219ZM48 235V234H47ZM60 235V234H59ZM69 235V234H68ZM84 235V234H83ZM98 235H101L102 236V234H99V232H98ZM108 235V234H107ZM112 236H114V234H111ZM121 235H123V234H121ZM121 235L119 236V238H121ZM125 235H126V233H125ZM217 235V234H216ZM70 236V235H69ZM80 236V235H79ZM85 236V235H84ZM109 236H110V234H109ZM116 236V235H115ZM207 236V237H206ZM211 236V238L212 237H214L215 238V240L214 239H211V238H208V237H210ZM58 237H60V236H58ZM64 237V236H63ZM67 237V236H66ZM65 237V238H66ZM87 237V236H86ZM86 237H84V238H86ZM96 237H98V236H96ZM103 237V236H102ZM111 237V236H110ZM124 237V236H123ZM193 237H194V235H193ZM198 237V236H197ZM197 237L195 238V239H197ZM200 237V236H199ZM198 237V238H199ZM230 237V236H229ZM228 237V238H229ZM238 237V238H237ZM33 238H32V240H33ZM52 238H53V236H52ZM61 238V237H60ZM69 238V237H68ZM109 238V237H108ZM117 238V237H116ZM125 238H126V236H125ZM128 238V237H127ZM128 238V239H129ZM201 238V237H200ZM64 239V238H63ZM99 239H100V237H99ZM104 239H105V237H104ZM124 239V238H123ZM202 239H203V237H202ZM229 239H232V238H229ZM250 239H252V240H250ZM57 240V239H56ZM68 240H70V239H68ZM71 240H72V242H74L73 241V239L71 238ZM83 239H81V241H82ZM89 240V239H88ZM92 240V239H91ZM125 240V239H124ZM127 240V239H126ZM220 240V239H219ZM233 240V239H232ZM53 241H55V240H53ZM58 241V240H57ZM76 241V240H75ZM84 241V240H83ZM113 241L115 242V240L113 239ZM112 241V242H113ZM123 241V240H122ZM128 241V240H127ZM196 242L197 241H199V239H197V240H195ZM194 241V242H195ZM207 241V240H206ZM230 241V240H229ZM60 241H58L57 243H59ZM71 242V241H70ZM91 242V241H90ZM101 242H103V241H101ZM108 242V244H109V242H111V240L110 241H107ZM112 242H111V244H112ZM123 242H125V241H123ZM193 243V244H198L199 245V243ZM205 242V241H204ZM204 242H202V243H200V244H203ZM217 244H216V243ZM235 242V241H234ZM238 242V241H237ZM237 242H235V243H237ZM56 243V242H55ZM55 243H54V246H55ZM76 243H77V241H76ZM105 243V242H104ZM127 243V242H126ZM125 243V244H126ZM191 243V244H192ZM214 243V244H213ZM219 243V244H218ZM231 244H229V245H231V247H232V245L234 244L233 242H230ZM233 243V244H232ZM248 243V244H247ZM249 243H251L250 245H249ZM67 244V243H66ZM66 244H64V245H66ZM70 244V243H69ZM95 244V243H94ZM103 244V243H102ZM101 244V246H103ZM106 244L107 243H105V246H106ZM110 244V245H111ZM122 244V243H121ZM124 244V245H125ZM206 242H205V244H203V247H206ZM30 245V246H29ZM61 245V244H60ZM86 245V244H85ZM84 245V246H85ZM110 245H107V246H110ZM123 245V244H122ZM212 245V246H211ZM238 245H240V244H238ZM237 245V246H238ZM63 246V245H62ZM74 246H75V244H74ZM77 246V245H76ZM82 246H83V244H82ZM98 246V245H97ZM155 246V247H154ZM163 246V247H162ZM193 246H195V245H193ZM223 246L225 247V249L223 248ZM237 246H234V247H237ZM65 246H63V248H64ZM86 247V246H85ZM89 247V246H88ZM87 247V248H88ZM96 247V246H95ZM104 247V246H103ZM161 247V248H160ZM201 247V246H200ZM202 247V248H203ZM60 248H62L61 246H60ZM66 248V247H65ZM68 248H69V246H68ZM76 248V247H75ZM74 248V249H75ZM79 248V247H78ZM82 248H84V247H82ZM82 248H81V250H82ZM97 248V247H96ZM124 248H125V246H124ZM127 248H129V246L127 247ZM127 248H125L124 250L126 251L127 250ZM209 248V247H208ZM208 248H207V250H208ZM71 249H72V247H71ZM98 249V248H97ZM105 249V248H104ZM123 249V248H122ZM130 249V248H129ZM132 249V250H133ZM170 249V248H169ZM172 249H170V251H172L171 253H174L173 252V250ZM195 249V248H194ZM199 249V248H198ZM204 249V251H205V249L206 248H203ZM232 249H233V247L231 248V250H230V252L226 249L225 251H223L222 250V252H221V249L219 250V247H218V249H217V251L219 250L221 253H224V254H222V255H224V257L221 255V253H217L218 254V256L219 257H217L218 259L220 258L221 259V257L220 256H222L223 258H222V262L220 261V263H219V261H214V264H223V263H226V262H229V264H231V262H230V260L232 261V259H231V257H229V255H228V253L230 254H233V252H231L232 251ZM238 249V251L239 252H241V251H243V248H237ZM237 249L235 248V250L237 251ZM242 249V250H241ZM33 252H35L34 254H32V251ZM60 250V249H59ZM84 250L85 251H88L87 249H85L84 248ZM84 250H83V252H84ZM99 250V249H98ZM107 250V249H106ZM131 250V251H132ZM155 250V249H154ZM154 250H152V251H154ZM192 250V249H191ZM215 250V249H214ZM234 250V251H235ZM241 250V251H240ZM56 251V252H55ZM61 251V250H60ZM63 251V250H62ZM60 252V253H63V252ZM77 251V250H76ZM105 251V250H104ZM117 251V250H116ZM151 251V252H152ZM156 251V250H155ZM166 251V250H165ZM169 251V250H168ZM199 251V250H198ZM203 251V250H202ZM31 252V253H30ZM66 253H67V250L65 251ZM103 252V251H102ZM101 252V253H102ZM108 252V251H107ZM114 252V251H113ZM118 252V251H117ZM194 252V251H193ZM195 252H196V250H195ZM201 252V251H200ZM205 252H207V251H205ZM210 252H213L214 253V255H213V260L215 259V253H216V251L214 252V251H212V249H209V254H213V253H210ZM56 253V254H55ZM81 254H82V251L80 252ZM88 253V252H87ZM89 253H90V251H89ZM95 254H96V252H94ZM119 253V252H118ZM131 253V252H130ZM190 253V252H189ZM198 254H199V252H197ZM196 253V254H197ZM236 253H238V252H236ZM235 253V255H238V254H236ZM64 254V253H63ZM84 254V253H83ZM83 254H82V257H85V256H83ZM156 254H157V252H156ZM160 254V253H159ZM164 254H166V252L164 253ZM192 254V253H191ZM195 254V253H194ZM194 254H193V256H192V258L194 257ZM202 254V256H200V257H203L204 256V254H203V252L201 253ZM230 254V255H231ZM241 254V258H242V260H243V258L245 257L246 258V256H247V259H249L248 258V255H246L245 253H244V255H246V256H242V253H240ZM66 255V254H65ZM65 255H64V257H65ZM70 255H71V253H70ZM85 255H87L86 254V252H85ZM93 255V254H92ZM111 255V254H110ZM155 255V254H154ZM166 255H169V254H166ZM175 255V254H174ZM178 254H176L175 256H177ZM185 255H187L186 254V252H185ZM208 255V254H207ZM206 255V256H207ZM210 255V256H211ZM228 255V256H227ZM100 256H102V255H100ZM99 256V257H100ZM105 256H106V254H105ZM109 255H107V257H108ZM129 256V255H128ZM136 256V257H137ZM138 256V257H139ZM150 256V255H149ZM149 256H148V258H149ZM196 256V255H195ZM210 256H209V258H210ZM232 256V255H231ZM234 256V255H233ZM249 256H250V254H249ZM59 259H58V258ZM77 256H75L74 257V259L76 258ZM89 257V256H88ZM135 256L133 257V258H136ZM141 257V256H140ZM183 257V256H182ZM199 257V258H200ZM237 257H239V255L237 256ZM26 258V259H25ZM34 259H35V256L33 257ZM38 258L40 259V262L38 263ZM70 258H73V255H72V257H68V259H66V260H69ZM86 258V257H85ZM91 258V257H90ZM94 258H96V257H94ZM101 258H104L103 256L101 257ZM169 258V257H168ZM171 258V257H170ZM174 258V257H173ZM172 258V259H173ZM196 258V257H195ZM205 258V257H204ZM204 258L202 259V261L204 260ZM228 258H230V259H228ZM46 259L49 261H46ZM98 259V258H97ZM106 259V258H105ZM108 259H109V257H108ZM137 259V258H136ZM141 259V258H140ZM150 260H151V258H149ZM148 259V261H147V263L146 264H154L155 262H152L153 260H149ZM155 259V258H154ZM176 259H178V257H176ZM180 259V258H179ZM188 259V258H187ZM191 259V256L189 257V259L188 260H190ZM246 259V260H247ZM26 260H28V262L26 263ZM44 260H42V261H44ZM72 260V259H71ZM70 260V261H71ZM104 260V259H103ZM175 260V259H174ZM188 260H186V262L188 261ZM199 260H201V259H199ZM211 260H212V258H211ZM211 260H208V261H211ZM217 260V259H216ZM235 259H233V261H234ZM30 261V262H29ZM34 261L35 260H33V263H34ZM75 261V260H74ZM101 261V260H100ZM99 261V262H100ZM191 261V260H190ZM189 261V262H190ZM197 261V260H196ZM205 261H207V259L205 258ZM205 261H203V262H205ZM233 261H232V264H234L233 263ZM248 261V260H247ZM67 262V261H66ZM73 262V261H72ZM72 262H70V263H72ZM80 262H81V260H80ZM95 262V261H94ZM172 262H175V261H172ZM198 262V261H197ZM201 262V261H200ZM218 262V263H217ZM235 262V261H234ZM249 262V261H248ZM248 262H247V264H248ZM32 263V264H33ZM96 263V262H95ZM137 263V262H136ZM176 263H177V261H176ZM190 263H192V262H190ZM189 263V264H190ZM193 263H195V260H194V262ZM192 263V264H193ZM199 263V262H198ZM213 263V262H212ZM211 263V264H212ZM237 263V262H236ZM20 264V263H19ZM45 264V263H44ZM63 264V263H62ZM65 264V263H64ZM68 264V263H67ZM180 264V263H179ZM185 264H187V263H185ZM195 264H197V263H195ZM206 264V263H205ZM208 264H210V262L208 263Z\"/></svg>", "mask_w": 264, "mask_h": 264}, {"label": "crops", "instance_id": "3", "mask_svg": "<svg viewBox=\"0 0 264 264\" xmlns=\"http://www.w3.org/2000/svg\"><path fill=\"white\" fill-rule=\"evenodd\" d=\"M124 187V185H122V188ZM123 190H124V188H123ZM123 196H124V192H123V194H122Z\"/></svg>", "mask_w": 264, "mask_h": 264}]
</instances>
